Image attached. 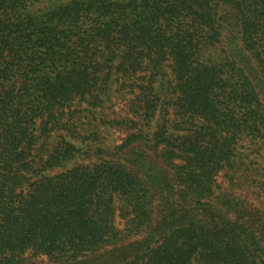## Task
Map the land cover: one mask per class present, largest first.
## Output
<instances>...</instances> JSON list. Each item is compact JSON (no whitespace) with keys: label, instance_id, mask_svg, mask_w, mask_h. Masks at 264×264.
Listing matches in <instances>:
<instances>
[{"label":"trees","instance_id":"trees-1","mask_svg":"<svg viewBox=\"0 0 264 264\" xmlns=\"http://www.w3.org/2000/svg\"><path fill=\"white\" fill-rule=\"evenodd\" d=\"M0 264H264V0H0Z\"/></svg>","mask_w":264,"mask_h":264},{"label":"rangeland","instance_id":"rangeland-1","mask_svg":"<svg viewBox=\"0 0 264 264\" xmlns=\"http://www.w3.org/2000/svg\"><path fill=\"white\" fill-rule=\"evenodd\" d=\"M125 96L126 95L122 97ZM126 107H127V100H124L119 96L113 98L112 108L114 109L115 113H117L118 115L125 114ZM100 130L102 131V133L106 135L107 140L110 141L112 144L121 142L129 133V131L123 127L108 128L105 126H101Z\"/></svg>","mask_w":264,"mask_h":264}]
</instances>
